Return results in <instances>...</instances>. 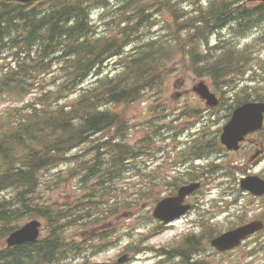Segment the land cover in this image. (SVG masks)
<instances>
[{"label":"trees","instance_id":"1","mask_svg":"<svg viewBox=\"0 0 264 264\" xmlns=\"http://www.w3.org/2000/svg\"><path fill=\"white\" fill-rule=\"evenodd\" d=\"M100 2L106 4L109 0H35L29 3L0 0V97L9 93L18 100L34 94V102L13 108L9 120L1 119L0 241L6 236L8 226L25 217H45L51 227L49 238L38 244L0 249V264L63 261L69 249L61 240V231L74 226V221L84 216L85 211L78 212L83 207L86 211H100L101 203L93 197L80 208L73 206L59 211L57 204L49 202L56 201L58 196L49 197L47 201L45 193L48 190L54 193L68 180V174L49 178L44 171L67 159V152L86 142L90 135L107 132L108 136V129L114 124L118 125V133L124 130L126 119H120L117 110H110V104L119 106L123 102L136 101L146 89H159L165 82L164 67L169 66L167 60H170L165 43L145 42L139 49L125 52L123 42L109 38L108 33L99 31L90 23L87 11ZM127 3H130L131 12L135 11L134 15H128L131 25L127 28V42L132 39L135 43L141 38L140 32L148 21V14L144 12L143 15V0H128ZM168 8L173 12L171 6ZM197 20L192 21V25ZM183 25L191 26L189 22ZM206 38L204 30L199 39L206 42ZM217 54L204 56L207 59L204 63L209 68L198 74L209 75L220 84L230 82L237 70L241 72L244 65L249 64L247 51L228 47ZM115 55L120 57L118 65L121 68L110 77L102 72V66ZM7 58L14 60L12 66L6 62ZM49 72L53 75L47 79ZM92 73L96 77H90ZM87 80L92 83L85 86ZM41 86H47L49 91L37 96L36 89ZM74 93L78 94L77 99L59 103ZM247 97H241L237 103ZM259 97L264 99V95ZM104 137L95 140L98 143L90 149L92 156L83 159L82 164H86V177L97 178L98 190L104 191L108 177L110 218L124 208L122 203L116 205L110 200L116 194V180L128 167V157L131 159L137 155V148L123 143L109 147L108 141L102 140ZM98 190L93 191V196L104 202L107 195L105 192L99 195ZM109 197L112 198L109 200ZM103 208L97 218L105 217V202ZM187 243L176 246L170 254L183 256L184 264H200L192 260L196 241L191 239Z\"/></svg>","mask_w":264,"mask_h":264},{"label":"rangeland","instance_id":"2","mask_svg":"<svg viewBox=\"0 0 264 264\" xmlns=\"http://www.w3.org/2000/svg\"><path fill=\"white\" fill-rule=\"evenodd\" d=\"M115 3H117L118 0H114ZM199 0H191V2H195L197 3ZM188 4H192L189 2V0H187ZM112 5V8H108L104 11V13L106 14V16H113V7L116 6V4ZM121 3V2H118ZM117 3V4H118ZM183 16V15H182ZM161 19H169V15L166 13L163 17L161 16ZM172 19V16L170 15V19ZM123 20V19H122ZM183 17H181V21H183ZM186 21V20H184ZM180 33H187V30L184 29V27H181L180 29ZM110 34H114L115 30H112L109 32ZM169 34L172 35V38H175L176 33H172L171 31H169ZM245 36H247L249 41H254L255 42V50L259 49V53L261 52L262 54H264V49H262V47H260L258 45V40L256 39V34L250 32L248 34H246ZM244 37V36H242ZM215 39H218V37H215ZM186 41V40H185ZM245 43V41H242ZM258 53V54H259ZM260 55V54H259ZM250 58L251 55H249ZM253 59V58H252ZM255 63V60H252V64L251 66L253 67V65ZM175 64V63H174ZM50 75H53V72H51ZM195 75L193 73H189L188 75H183L181 78L177 79L176 76H173L172 78H168V82L165 86L166 91L164 93V97L165 98H169V101H173V93H175L176 91L180 90V89H184V88H189L191 89L192 85L197 83L196 81H198L201 78L200 77H194ZM249 78V77H248ZM204 79V78H202ZM240 85H234L232 87V92L234 93V98L237 97V95H239L240 97L245 96L248 91L244 89H241V87H239ZM172 91L170 94L169 92ZM169 95V96H168ZM187 97H193V95H188ZM226 102L230 105H232L233 102V98H226ZM17 104V102L10 98V97H5L3 99L0 100V117L1 114L3 112H7L13 105ZM149 104L147 105V102H142V100L140 102H136L133 104H130L127 108V111L129 114H131V116L136 117V124L139 121H142L143 118L146 119V114H144V111L148 108ZM211 129H217L218 125L216 124H211ZM137 133V130H136ZM137 136H139L140 134L137 133ZM91 147H92V142H90L89 144L85 145L83 147V150L85 152V158H87L88 156H90L92 154L91 152ZM76 152V151H75ZM148 156H152L154 157V154L152 153H148ZM136 162V161H135ZM146 165V164H144ZM155 167V164L152 163L149 167L150 171H153V168ZM52 169H48L47 171H44V173H48V175L52 174ZM148 172V174L146 175V178H144L143 175L138 176L137 174L139 172H134L133 170H130L128 172H126V174L123 176L122 180H119V185H118V195L117 198L120 199H124L126 201H129L131 199L134 200H140V193H141V184H142V180H145V182H147V185L145 186L144 189V193L146 195V199L144 201L148 202L149 204H152L154 201V193H153V180H154V171L151 173ZM85 175V171L83 169H81L80 165L73 171L69 172V174L67 175L68 180L65 181L61 186H59L56 189V193L60 194V196L58 197V202L62 205L67 204L68 202L72 201L74 198L76 197H82L85 196L89 193V186H85L80 184L81 183V177ZM136 186H138V189H136L135 191H132V188H136ZM66 198V199H65ZM66 200L65 202L63 200ZM143 201V202H144ZM141 202L139 204L134 205L133 207V212L132 213H128L125 214L123 216H121L119 219H117V222L115 224V226H110L109 228H113L116 227V234L115 236H112L109 241H108V251H102V252H97L94 255V257L92 258L93 261L92 262H87L86 264H95V262L99 263V264H103V263H116V264H147L146 262L143 261V259H145L147 256L145 255H141L139 259H136L133 262H129L128 260L123 261L121 263L118 262L119 257L122 255V247H123V243H122V238L125 240V231L128 228V225L130 223V218L132 214H137L140 208ZM122 209L120 210L121 213ZM142 213V212H141ZM37 217H25L22 218L20 221L14 223L12 226H8L7 231L5 232V235L8 236L9 235V231L11 229V227H15V226H21L23 224H25L26 222L30 221L31 219H34ZM42 219V218H41ZM225 222V225L228 224V219L224 218L222 219ZM43 221V219H42ZM139 221V220H138ZM137 221V222H138ZM178 225L175 229L172 230H167L161 234H158L156 236H153L152 238H150L147 243H153L154 245H156V247H160L161 245L167 244L168 242H170L172 240V238L179 236L181 229L183 228V223L178 222ZM48 229V225H45V230ZM83 230V229H81ZM67 232L69 233V237H67V239H74V237L76 236V234L78 236H80L81 234L79 230H77L75 227L73 228H69L67 230ZM78 232V233H76ZM47 233V231H45V234ZM65 236H67L66 233H64ZM7 239V237H6ZM129 240V238H128ZM74 241V240H73ZM6 245V242L4 240L0 241V248H3ZM141 246V245H140ZM210 250V255L205 256V254L202 255V257H204L203 259L201 258V263L202 264H245L246 260L250 261V262H255V260H250L249 258L246 259V251H247V247L244 248L243 250H238V254L233 253V254H226V255H218L217 253H215V250ZM155 255V254H154ZM85 259L87 258L86 256L84 257ZM79 262V263H78ZM84 261L82 259H80L79 261H75L72 262L70 264H81ZM65 264H68V262L66 260H64ZM149 263V262H148ZM174 261H167L166 264H173ZM178 264V263H176ZM256 264H264V259L260 260L259 262H257Z\"/></svg>","mask_w":264,"mask_h":264},{"label":"water","instance_id":"3","mask_svg":"<svg viewBox=\"0 0 264 264\" xmlns=\"http://www.w3.org/2000/svg\"><path fill=\"white\" fill-rule=\"evenodd\" d=\"M18 1H30V0H18ZM204 97L212 98L208 93L207 88L204 85H200L198 89ZM264 113V103H247L236 109L232 120L225 126L223 140L224 142L232 148L238 147V142L243 138L244 133L253 127H261L263 122ZM245 188L252 191H262L264 190L263 183H258L251 178L245 179L243 182ZM258 187V188H257ZM160 216L166 220H169V211H167V206L162 204L158 209ZM41 222L38 220H33L28 222L20 228L19 230L13 232L8 238L9 246H15L22 243L34 242L39 238V227ZM262 225L258 223H253L248 226L236 229L234 231L225 234L224 236L218 238L215 245L220 249L226 250L233 248L238 245L242 238L247 234L260 228Z\"/></svg>","mask_w":264,"mask_h":264},{"label":"flooded vegetation","instance_id":"4","mask_svg":"<svg viewBox=\"0 0 264 264\" xmlns=\"http://www.w3.org/2000/svg\"><path fill=\"white\" fill-rule=\"evenodd\" d=\"M201 158H204V156L202 155ZM178 164H179V167L175 171V177H174L175 182L173 184V190H172L173 194L178 192L180 185L182 183H185L186 179H191L192 177H200L198 175H195L194 173L201 174L200 171H194L195 170L193 167L194 164L190 161H187L186 159L184 161H179ZM194 194L192 196L187 197V198H189L188 201L193 204L194 210H195L196 206L199 208L197 211L198 213H200V214H202L203 212L205 213V210L203 208L204 205L202 204V199L200 198L201 197L200 194L199 193H196L195 195ZM193 196L195 197L196 203L193 199ZM200 218L202 219V215L200 216ZM201 224H202L201 221L192 222L190 228H192L196 231L200 230L199 226H201Z\"/></svg>","mask_w":264,"mask_h":264},{"label":"bare ground","instance_id":"5","mask_svg":"<svg viewBox=\"0 0 264 264\" xmlns=\"http://www.w3.org/2000/svg\"><path fill=\"white\" fill-rule=\"evenodd\" d=\"M104 179V178H103Z\"/></svg>","mask_w":264,"mask_h":264}]
</instances>
